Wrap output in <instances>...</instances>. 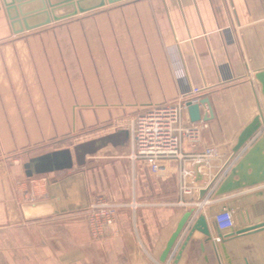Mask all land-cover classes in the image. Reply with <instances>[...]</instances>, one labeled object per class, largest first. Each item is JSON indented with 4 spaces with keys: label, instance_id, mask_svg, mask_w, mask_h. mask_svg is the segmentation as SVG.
Returning <instances> with one entry per match:
<instances>
[{
    "label": "crops",
    "instance_id": "crops-1",
    "mask_svg": "<svg viewBox=\"0 0 264 264\" xmlns=\"http://www.w3.org/2000/svg\"><path fill=\"white\" fill-rule=\"evenodd\" d=\"M44 29L54 32L22 34L17 49L0 50V264H155L188 210L163 205L180 198L181 165L174 162L169 175L155 176L147 162L132 161L131 121L152 104L203 88L199 99H209L212 116L202 121L200 140L194 146L184 141L183 151L195 155L215 146L218 156L202 169L228 173L244 153L229 162L237 136L264 111L255 78L264 71V0H124ZM185 119L191 122L188 110ZM82 121L106 129L85 144L60 146ZM88 145L121 154L108 165L111 173L93 183L73 169L22 181L6 161L26 149L29 161L69 149L75 168V159L81 164L95 152L87 153ZM261 192L264 185L237 191L215 204L214 213L207 208L211 222L221 204L234 209L236 226L220 237L215 232L214 244L203 250V236L195 232L178 264H264V231L236 234L264 223ZM99 196L141 206L120 208L106 237L93 240L80 206Z\"/></svg>",
    "mask_w": 264,
    "mask_h": 264
},
{
    "label": "water",
    "instance_id": "water-1",
    "mask_svg": "<svg viewBox=\"0 0 264 264\" xmlns=\"http://www.w3.org/2000/svg\"><path fill=\"white\" fill-rule=\"evenodd\" d=\"M121 1L124 0H0V8L1 6L4 8L12 34L19 35ZM255 78L261 82L262 92L264 94V71L256 74ZM202 106H206L208 109V112L204 115L201 111ZM187 110L192 123L200 121L207 122L212 116V107L208 98L199 99L196 103L189 101L187 103ZM263 126L264 111H261L240 131L231 149L229 162L236 158L241 152L244 153L237 162L231 166L227 175L220 182L213 194L214 197H223L237 191L264 185V133L257 136ZM202 165H204V162H195L192 166L195 182H201L203 180V174L199 171V167ZM24 166L27 176L68 170L73 167V158L69 149H62L32 158ZM79 177L82 178V174ZM215 179L216 177L214 181ZM214 181H212V183ZM212 183H210V185ZM209 187L210 186L200 189L199 199L204 197ZM263 194L264 192H261V195ZM88 204L86 203L80 207L86 208ZM25 205L29 206V203H25ZM223 207L224 205L221 204V210ZM209 211L210 214L214 213V205L210 206ZM193 213V209L187 210L179 220L159 257L158 261L160 263H167L183 231L188 226ZM258 230L264 231V223L239 228L236 234L244 235L250 231ZM195 232H199L203 236V239L199 240V245L202 250L205 249V244L213 243L215 232L219 237L222 236V232L216 227L214 219L211 222L207 219L205 214H199L188 227L184 240L170 264L179 263L186 247L189 243L194 241L193 235ZM231 235L232 234H226L225 238L231 237ZM226 257L229 260L227 254ZM245 264H249L247 259L245 260Z\"/></svg>",
    "mask_w": 264,
    "mask_h": 264
},
{
    "label": "built area",
    "instance_id": "built-area-1",
    "mask_svg": "<svg viewBox=\"0 0 264 264\" xmlns=\"http://www.w3.org/2000/svg\"><path fill=\"white\" fill-rule=\"evenodd\" d=\"M203 92L201 87H193L188 92L179 96L175 101L165 104H152L135 115L130 127V159L132 161L143 160L147 162L150 171L155 176H167L171 171V164L178 162L180 167L179 192L180 198L174 203L163 205H175L193 209V216L190 218L188 228L199 214H205L207 208L219 204L223 197H214L213 194L221 180L227 174L224 171L220 174H210L202 167L209 166L218 156L215 146H209L201 154L190 155L183 151L184 141L194 146L200 140L202 121L197 123L185 119L187 103L199 101V95ZM206 124L204 123L203 126ZM260 132L257 134V136ZM186 162H204L199 167L203 174L201 182H195L192 167H185ZM216 177L215 181L214 178ZM212 181H214L212 183ZM210 183H212L210 185ZM209 187L202 199L187 201L185 196L199 195L202 188ZM124 206L137 209L140 203L132 201L130 204L111 202L102 196L96 197L89 202L85 208V221L93 240H102L108 231L115 226L118 210ZM216 227L224 232L236 226V211L229 206L217 213L214 217ZM220 241V238H216ZM155 264H162L155 261ZM167 264V263H166Z\"/></svg>",
    "mask_w": 264,
    "mask_h": 264
},
{
    "label": "rangeland",
    "instance_id": "rangeland-1",
    "mask_svg": "<svg viewBox=\"0 0 264 264\" xmlns=\"http://www.w3.org/2000/svg\"><path fill=\"white\" fill-rule=\"evenodd\" d=\"M5 18L6 17L0 19V50L17 49L15 42L19 40V36L22 34H41V33L54 32L53 29L51 30L44 29L45 27L44 26L29 32H25L19 35H14L12 34L9 20ZM26 45H28V43H26ZM22 47L24 48L25 46L22 45ZM84 110L85 109H80L81 114H83ZM81 118L84 119L83 116H81ZM76 125H77L75 127L76 129L70 134V136L59 143L60 146L64 145L65 147L71 146L72 148H74L75 145H79L81 143L85 144L86 142H89L93 138L100 136L103 133V130L106 129L105 128L106 124L103 125H99L97 123L89 124V123H85L84 121H82L81 123H76ZM263 128L264 126L260 131H262ZM85 148L87 149L86 151L87 153H89L90 151H95L96 149L95 146L93 145H88ZM98 151L93 152L92 155L89 156L88 158L83 156V162L81 164H78L77 162L78 160L75 159V163H74L75 168H72L77 172H86L89 175V178L91 179L90 180L91 183H93L94 178L107 177L108 174L111 173L110 171H108L109 170L108 165L110 164V162H113L115 159H118L121 156L119 151L116 153V151H112L110 148L103 149L99 152ZM6 161L9 167L16 168L19 171L22 181L29 180V177L26 176L24 169V165L27 162H29V149L23 150L16 154H12L6 159ZM27 201L28 202H26L25 200L24 202L29 203V200Z\"/></svg>",
    "mask_w": 264,
    "mask_h": 264
}]
</instances>
